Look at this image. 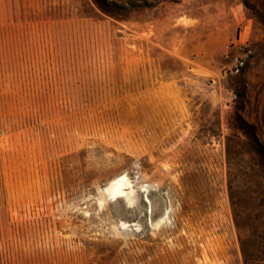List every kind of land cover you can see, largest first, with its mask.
Returning a JSON list of instances; mask_svg holds the SVG:
<instances>
[{
	"label": "rangeland",
	"instance_id": "1",
	"mask_svg": "<svg viewBox=\"0 0 264 264\" xmlns=\"http://www.w3.org/2000/svg\"><path fill=\"white\" fill-rule=\"evenodd\" d=\"M243 246L264 264V0H0V264Z\"/></svg>",
	"mask_w": 264,
	"mask_h": 264
},
{
	"label": "trees",
	"instance_id": "2",
	"mask_svg": "<svg viewBox=\"0 0 264 264\" xmlns=\"http://www.w3.org/2000/svg\"><path fill=\"white\" fill-rule=\"evenodd\" d=\"M251 189V188H250ZM231 190V203H232V209L234 213V218L236 222V226L240 233L245 232L246 229L243 226V223L248 222L251 218L248 208L240 207L238 203H236V192H234L233 188H230ZM243 253L245 256L246 264H248V256L246 254V250L243 246Z\"/></svg>",
	"mask_w": 264,
	"mask_h": 264
},
{
	"label": "bare ground",
	"instance_id": "3",
	"mask_svg": "<svg viewBox=\"0 0 264 264\" xmlns=\"http://www.w3.org/2000/svg\"><path fill=\"white\" fill-rule=\"evenodd\" d=\"M125 182H126V177H123L111 183L109 190L112 193L113 198L118 199L122 197L124 193L123 188L126 186Z\"/></svg>",
	"mask_w": 264,
	"mask_h": 264
},
{
	"label": "built area",
	"instance_id": "4",
	"mask_svg": "<svg viewBox=\"0 0 264 264\" xmlns=\"http://www.w3.org/2000/svg\"><path fill=\"white\" fill-rule=\"evenodd\" d=\"M245 66V62L242 59L237 58L235 62L234 74H239ZM235 99V96H234Z\"/></svg>",
	"mask_w": 264,
	"mask_h": 264
}]
</instances>
